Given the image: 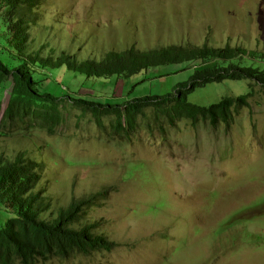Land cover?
I'll return each mask as SVG.
<instances>
[{
	"label": "rangeland",
	"instance_id": "obj_1",
	"mask_svg": "<svg viewBox=\"0 0 264 264\" xmlns=\"http://www.w3.org/2000/svg\"><path fill=\"white\" fill-rule=\"evenodd\" d=\"M39 14L32 50L79 60L131 47L264 50V0H42ZM195 69L168 65L130 79H86L62 69L51 73V91L123 104L170 94ZM248 90L246 80L208 83L188 101L209 107ZM250 104L228 127L182 121L162 138L158 129H142L130 143L106 138L68 105L55 134L0 136V154L9 158L49 152L41 186L53 206L98 196L86 220L116 244L108 253L46 264H264V89Z\"/></svg>",
	"mask_w": 264,
	"mask_h": 264
},
{
	"label": "trees",
	"instance_id": "obj_2",
	"mask_svg": "<svg viewBox=\"0 0 264 264\" xmlns=\"http://www.w3.org/2000/svg\"><path fill=\"white\" fill-rule=\"evenodd\" d=\"M41 5L42 0H0L1 137L55 134L65 122L66 105L80 112V120L90 118L106 138L120 142L130 143L135 132L146 128L151 133L158 129L162 138L182 121L193 127L200 123L211 129L228 127L242 108L251 106L250 98L257 90L264 89V50L248 51L243 46L169 45L146 51L131 47L110 51L101 60H79L65 52L45 54L44 48L33 51L31 29L41 21ZM191 63L199 69L189 81L161 97L101 104L85 99L81 91H76L78 97L51 91V73L62 69L86 79H130L151 69ZM225 80H246L248 93L225 97L209 107L189 103L188 94L195 88ZM50 161L43 149L38 156L28 151L10 158L0 154V264H46L108 253L116 247L96 233L95 223L86 220L97 195L71 201L66 207L53 206L45 196L41 181ZM261 214L258 210V218ZM244 215V222L250 220ZM233 216L223 223L234 222Z\"/></svg>",
	"mask_w": 264,
	"mask_h": 264
}]
</instances>
